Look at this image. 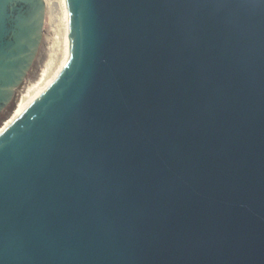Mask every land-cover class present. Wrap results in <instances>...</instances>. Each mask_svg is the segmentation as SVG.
<instances>
[{
  "label": "water",
  "instance_id": "95a60500",
  "mask_svg": "<svg viewBox=\"0 0 264 264\" xmlns=\"http://www.w3.org/2000/svg\"><path fill=\"white\" fill-rule=\"evenodd\" d=\"M66 56L0 131V264H264V0H64ZM44 0H0V113Z\"/></svg>",
  "mask_w": 264,
  "mask_h": 264
},
{
  "label": "rangeland",
  "instance_id": "374dc122",
  "mask_svg": "<svg viewBox=\"0 0 264 264\" xmlns=\"http://www.w3.org/2000/svg\"><path fill=\"white\" fill-rule=\"evenodd\" d=\"M44 1H45L44 24L42 28L41 42L38 51L24 81L15 91L12 101L0 113V119H3L0 123V129L13 116L23 96H25L26 93L34 85L38 83L44 70L49 69L50 66L53 64L52 62L55 61L54 60L55 57L57 56L56 58L58 59L59 56L62 55V52L64 50L63 48L64 37H65L64 24H65L66 10L64 8L63 1L62 0H44ZM56 52L58 53V55H54L57 54ZM60 52L61 54H59ZM50 61L51 63H49Z\"/></svg>",
  "mask_w": 264,
  "mask_h": 264
},
{
  "label": "bare ground",
  "instance_id": "6f19581e",
  "mask_svg": "<svg viewBox=\"0 0 264 264\" xmlns=\"http://www.w3.org/2000/svg\"><path fill=\"white\" fill-rule=\"evenodd\" d=\"M62 1H63V5H64V8H65L64 0H62ZM65 10H66V8H65ZM64 27H65V30H64L65 31V37H64V47H63L64 50L62 52V55H60L58 59L56 58L57 56L55 57V59L52 57L55 60L54 62H52L53 64L50 66L49 69L44 70V72L42 73L41 78L39 79L38 83L36 85H34L26 93L25 96H23V98L21 99V102L18 104V107L15 110V113L5 123V125L1 129L6 127L16 115H18L29 103H31L51 83V81L56 77V75L60 71V68H61V66H62V64H63V62L65 60L64 57L66 56V32H67V17H66V14H65ZM53 53H54V51H53ZM59 54H61V52ZM54 55H58V53L54 54ZM61 60H63V61H61ZM61 62H62V64H61ZM49 63H51V61ZM1 129H0V131H1Z\"/></svg>",
  "mask_w": 264,
  "mask_h": 264
},
{
  "label": "trees",
  "instance_id": "16d2710c",
  "mask_svg": "<svg viewBox=\"0 0 264 264\" xmlns=\"http://www.w3.org/2000/svg\"><path fill=\"white\" fill-rule=\"evenodd\" d=\"M2 120H3V119H0V123H1Z\"/></svg>",
  "mask_w": 264,
  "mask_h": 264
}]
</instances>
